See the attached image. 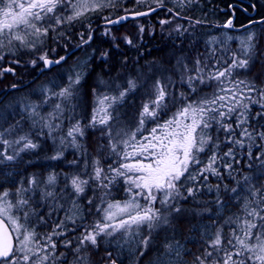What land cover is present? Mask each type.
Returning <instances> with one entry per match:
<instances>
[{
	"label": "snow or ice",
	"instance_id": "1",
	"mask_svg": "<svg viewBox=\"0 0 264 264\" xmlns=\"http://www.w3.org/2000/svg\"><path fill=\"white\" fill-rule=\"evenodd\" d=\"M137 4H147L148 0H136ZM157 8L162 7L164 0H153ZM110 6L97 0H0V60L4 59L3 50L8 49L9 54H14L16 48L35 49L38 41L47 36L50 30H54L55 26L66 22L79 19L86 13L98 11L103 7ZM70 9L71 15L59 14L63 9ZM155 9L149 8L146 12H136L135 16H147L149 12ZM128 19V16H121L116 20L105 18L106 25H118L122 21ZM161 25L169 23L167 20L159 21ZM199 23V21H197ZM264 23V21H260ZM47 24L48 26H44ZM226 28L233 27V20H227L224 25ZM245 28L248 25L244 26ZM144 27L140 26V32H144ZM179 30V26L178 29ZM112 43V46L119 48V42L131 45L132 39L127 35H116L111 28H106L103 33ZM229 40L232 37H228ZM92 36L89 35L83 43H89ZM239 52L242 57L236 53L232 54L231 63L222 71L216 70L214 73L208 74L209 80H216L223 84L225 79L232 76L235 69L250 70L255 63H264V59H260L264 54L257 51V42L255 33H248L239 42ZM103 58H107L108 52L101 54ZM65 57L61 56L59 60L48 59L47 53L38 56L30 61L32 66H36L37 60L41 61L45 66L59 64ZM10 63L19 65V61H11ZM182 64L185 71H188L187 64ZM219 63V61H217ZM202 61L199 57L195 60L196 67L192 69L198 73L196 76H188L187 82L191 86L196 80L204 83ZM5 74L15 75L13 67H5L0 69V79ZM82 76L77 74L76 77L69 78V84L58 93L52 95L68 100L73 96L74 86L79 85ZM184 81V76H181ZM231 88H221L225 93H231L229 104L220 103L228 100L227 95L214 96L211 99H205L193 103L186 104L181 110L173 115L172 118L165 121L164 124H158L157 127L151 129L150 136L143 137V141L136 140V133L140 132L145 122H156L159 114L166 108L164 103L169 95L167 86L157 80L153 85L155 99H149L142 105L139 116V126L136 131L129 133H117L127 136V139H120L116 142L110 141V148L116 153L118 145H122L125 151L122 153L123 159L139 157L131 163H121L119 167H109L107 172L111 173V177L106 174L105 169L99 166V160L93 161L94 171L91 180L98 182L100 187L108 188L117 178H123L128 185L126 192L129 199L123 203L116 201L106 203L102 208H98V212L103 213L102 220H97L93 225L83 226L85 231L76 238L75 252L80 253L82 250L91 246L98 248V238L112 237L117 233H130L135 227L139 229L142 225H146L149 231L158 227L160 224H168L169 217L173 214H179L183 209L177 207L176 204L180 199H187V196H194L198 189L187 188V196L181 191L184 187L180 183L181 178L185 177L191 164H199V154L207 150H212V156L204 169H201L200 175L209 172L219 177L220 173L216 167L217 161L231 158L236 164L240 161L235 157L238 150L246 149L248 174H242L238 179V186H246L249 198H244L242 215L229 217L223 224L217 226L213 223L215 233L208 235L205 241L206 247L202 255L196 256L193 264H264V184L259 186V180L264 177V124L258 128H253L250 123L249 111L250 104L245 100H250L247 93L256 91L254 83L235 80L231 81ZM12 89H16V84H11ZM137 84L133 80L127 82V87L118 91V95L97 97V107L93 109V114L86 126H81L77 121L68 131L67 138L73 147L77 146V137L85 135L84 128H95L97 125L105 126L107 132L101 129L102 135L112 136V129L109 122L113 119L110 109L119 101H123L127 94L136 89ZM119 89L120 86L117 85ZM195 91V88L192 89ZM182 98H183V94ZM260 99L250 101L251 103L260 104L264 109V90L259 93ZM51 97H46L45 102ZM219 104V107H215ZM37 104L24 105V111L29 112L30 117H35ZM62 111L60 103L55 105L54 113L49 114L50 120L58 118ZM236 114V122L233 125L231 118ZM7 117L0 113V120ZM252 119L257 122L264 119V111L255 113ZM42 128H47L49 134L60 127L59 124L45 122L41 117ZM36 121L33 120V124ZM213 125L217 126V132L223 131L226 134L223 143L231 144L227 151L222 155L219 154L220 141L219 136L215 138L211 135ZM20 122L9 125L6 129H0V164L5 161H15L21 153L35 150L39 145L34 142L29 134L16 135ZM236 129H240L239 137L236 135ZM159 133V134H158ZM65 137L60 138V144H65ZM261 143L256 145V141ZM258 149L253 155V146ZM127 149H131L128 151ZM241 155H244L241 152ZM63 156L62 151H57L51 159H60ZM70 163L75 164L76 161ZM229 170V176H232L233 163L224 165ZM59 175H64L66 186L70 184L74 193L79 195L85 191V186L89 184V180L81 178L80 174H57L49 173L43 180L33 176L29 179V189H17V193H24L33 189H40L42 199H57V194L49 189H54ZM235 179V177H233ZM186 179L195 180L196 176L189 174ZM206 179V177H205ZM107 181V183H105ZM43 186V187H41ZM228 190V189H226ZM211 191V189H209ZM236 193L237 188L230 189ZM10 193L4 191L0 193V264H57L60 258L64 256L55 255L57 247L53 241V236L61 235L57 232V228H62L64 221L56 225L53 232L47 234L43 238V243L37 237L34 227H29V220L35 215L32 209L30 199L21 198L15 204L8 200ZM141 200L143 203H141ZM102 204L105 201L102 199ZM91 203V201H90ZM159 203L160 207H156ZM216 203H220L219 199ZM62 205H53V209L62 208ZM22 209V215L17 216L14 213ZM78 212V209L75 210ZM51 215V213H49ZM66 219L73 220V216ZM43 222V217H39ZM7 221V223H6ZM23 221V223L21 222ZM229 227L231 231L224 232V228ZM150 237H145L142 241L145 249L149 243ZM72 240H66L64 247H71ZM171 247V246H169ZM143 254V253H142ZM111 258V253H108ZM77 264L82 257L77 255ZM63 264H67L66 261ZM111 264H116L115 260H111Z\"/></svg>",
	"mask_w": 264,
	"mask_h": 264
},
{
	"label": "rangeland",
	"instance_id": "2",
	"mask_svg": "<svg viewBox=\"0 0 264 264\" xmlns=\"http://www.w3.org/2000/svg\"><path fill=\"white\" fill-rule=\"evenodd\" d=\"M209 1L210 0H164L165 4L163 5L168 6L171 10L168 11L164 9L163 11L156 13L155 16L153 15L154 17L149 16L132 20L123 26L111 28L103 25L106 17L112 19L124 13L146 10L155 7L156 3H154L153 0H148L147 4H137L136 0H97V2L110 4V6L103 7L95 12L90 11L79 19L55 26L54 30H50L47 36L43 37L41 41H38L35 49L17 47L14 51V55L11 54V58H8L7 55L9 52L8 49L5 48L3 50L4 59L2 60L3 62L5 61L4 68L11 67V60H18L20 62L19 64L27 70H34L31 74L35 75L40 65H42V62L37 60L36 66H32L29 63L30 61L44 53H47L48 57L57 59L64 55L60 54L61 50L65 51L72 49L70 46H77L82 42V38L83 40H87L89 35L93 36V42L90 43V45H86V47L84 46L71 58L67 59L62 64H59L57 68H52L51 71H48L47 74H45L46 77L35 82V84L30 87V90L21 93H14L11 90V97L9 100L0 106V113H3L7 117L4 120H0V129H6L9 125H14L19 121L20 126L17 128L16 133L13 134V137L8 138H14L16 135L23 134H29L31 139L67 138V131L77 121L80 122L81 126L89 124L93 109L97 107V97L118 95L119 90L127 87V82L129 80L135 81L137 84L136 89L129 92L123 101L117 102L110 109L113 116V119L109 122L112 129L111 137L106 134L102 135L101 129L103 128L104 131L107 132V128L100 125H97L95 128L85 127V135L83 137H77L86 138L87 136V138H92V136H94V138H97L99 149L96 152H93V149H90L91 145L88 142L85 143L86 150L88 151L90 149L87 152L90 156H87L84 159L83 170H75L74 172L70 171L66 174H80L82 179L89 180V184L85 186V191L79 195L74 193V190L69 184L66 187L67 189L65 188L67 192L63 196L68 201L81 198L94 200L97 198L99 200V208L104 207L106 203L116 201L123 203L128 200L129 195L126 192L128 185L126 183H121L120 185L117 184L116 186H118L121 191L116 192V186H113L114 182L108 188H103L99 186L98 182H94L90 179L94 171L93 161L99 160V166L105 169L106 174L110 178L111 173L107 172L109 168L108 162H110V157L108 155H115V160L120 159L122 163H131L134 162L136 158H139L133 157L129 158L127 161L124 160L122 153L125 149L123 146L118 145L116 153H113L110 148V141L116 142L117 140L128 138L124 135L118 137L116 135L117 133L131 134L136 131L139 126V116L140 111L142 110V105L149 99H155L153 85L157 80H160L162 84L168 87L167 92L171 94L169 97L172 98L174 87L182 82L181 76L188 77V75H195L196 73H188L185 71L182 64L177 63L178 61H183L181 57L176 60V66H174L173 64L167 65L159 59L151 61L149 58L144 57V59H141V57L138 56L130 59L129 64H126L125 68L120 69L116 74L110 75V77H114V79L106 81L100 76V73H96V75L94 74L93 84L85 86V80L90 72H92L93 62H99L102 59L104 60L105 58H103L101 54L106 51L105 46L109 44L112 45L111 41L103 35V33L106 28H111L116 35H127L130 37L132 39L131 45L125 44L122 41L119 42V45H126V50L129 52L133 51L132 53H134L141 45H146L145 42L147 41V36L152 37L156 32L163 34L166 38L173 37L175 42L178 39L176 37L181 39L184 37L186 39L185 41L192 49L197 40L199 42H204L207 46L220 45L221 52L219 54V60L223 61V63L220 64L223 66V70L231 63L232 56L229 53V49L232 50L235 47L237 50V47H240V40L248 33H255L257 40L258 29L250 27L239 31H233L231 29L218 27V25L226 23L228 18L219 17L218 11L212 16L211 12L208 11L209 8L206 6ZM260 3L264 6V0H260ZM219 12L221 11L219 10ZM59 14L67 16L72 13L70 9L65 8ZM94 16L95 18H100V23L97 25L92 24L94 21L92 17ZM184 17L188 18L185 22L181 20ZM208 17H212L210 23H213V25H204V21H207ZM161 20H167L169 23L161 25L159 23ZM76 21L81 22V24L76 26ZM197 21H199V23H197ZM44 26L48 25L45 24ZM140 26H143L145 29L143 33L140 32ZM178 26L179 30H177ZM84 27L86 28L85 30L83 29ZM94 27L98 28V31L95 30ZM228 37H232V39L229 40ZM65 38H71L73 40L70 39L71 45L62 47ZM177 43L179 44V42ZM235 49H233L232 54L236 53ZM25 52L26 54H24ZM186 60H184V64H188ZM195 60V58H192L194 63ZM16 67L21 66L16 65ZM195 67L196 65L194 64V68ZM192 68L193 67H191V69ZM27 70H25V72ZM77 74H80L82 79L79 85L74 86L73 96L70 99L64 100L63 98L52 95L53 93L60 92L62 88L67 87L69 84V78L71 77L74 79ZM109 74L110 73L107 75ZM120 78L121 80H119ZM23 81V83L16 84L26 85L25 80ZM216 82L218 85H229L231 83V77L226 78L223 84L218 81ZM117 85L120 86L119 89L117 88ZM9 88L10 86L6 87L4 91L7 92ZM46 97L51 98L45 102ZM32 103L38 105L36 108V113L38 115L34 118L29 115L31 110H29V112L24 111V105ZM57 103L61 104L62 111L59 113L57 119L50 120L49 114L54 113L55 105ZM165 104H168L167 106H169V108L166 107L160 113L170 114V102L167 100ZM5 106L7 108H5ZM41 117L44 118L45 122L59 124L60 127L49 134L47 128H42L40 122ZM33 120L36 121L35 124H33ZM158 123L161 124L159 118ZM149 125L150 122L146 121L141 131L136 133L137 141H143V137L149 130ZM91 144H93V141H91ZM2 147L3 146L0 145V149H2ZM127 150L131 151V149ZM26 153H29V151L21 153L20 157L23 158ZM15 161H5L3 164H0V166L11 167L15 164ZM61 177L64 178V175H59V178ZM105 183H107V181H105ZM204 184L206 186L208 185L207 187L211 186V184L207 182V179ZM26 185L27 186H23L20 184L17 189H29V183H26ZM8 192L10 193V191ZM32 192L33 190L19 193L18 197L20 199L22 197L25 199L30 198ZM56 192H58V189ZM231 194L235 195L236 193L231 192ZM11 196L12 193H10L9 197ZM221 198L222 197L217 198V200L219 199L220 201L219 204H214L216 209L211 210L206 208L204 211L198 210V216H195V207L194 209H188L179 206L181 209H186L188 212L187 215H190L185 221H181V219L175 217L177 214L173 213L169 217L168 224H160L151 232L146 225H142L139 229L133 227L132 231L127 234L117 233L112 237L98 238V248L89 246L82 250V253L80 252L81 254H79V256L82 257V260L79 264H94L93 262H97L98 259L100 264H111V260L114 258L123 262V264H193L196 256L202 255L203 250L206 247L205 241L207 240L208 235L215 233L216 229L213 227V223L216 222V225L219 226L229 217L234 216L233 207H230L228 205L229 202L227 203V201ZM102 199L105 201L104 204L101 202ZM233 200L232 203H238L236 199L233 198ZM185 201L186 200L184 199H180L178 203L180 205V202L184 203ZM141 203H143L142 200ZM156 207H160L159 203H157ZM90 211L92 212V209ZM14 214L16 215V213ZM71 214L74 219L69 220V226H71L70 224L76 225L78 223L80 227L81 223L78 222V215H76L75 208L71 210ZM102 217L103 213L99 212L98 220H102ZM93 224L94 222L91 217L87 222L84 221L83 226ZM73 229V227H69V230ZM82 230L85 231V228ZM206 233L208 235H205ZM145 237H150L146 249L142 244ZM72 253L78 254L75 251H72ZM108 253H111L110 259L108 258ZM83 255H85V257ZM88 255L92 256V260ZM73 262V264H77L76 259Z\"/></svg>",
	"mask_w": 264,
	"mask_h": 264
},
{
	"label": "trees",
	"instance_id": "3",
	"mask_svg": "<svg viewBox=\"0 0 264 264\" xmlns=\"http://www.w3.org/2000/svg\"><path fill=\"white\" fill-rule=\"evenodd\" d=\"M249 1V2H246ZM234 3H237L238 5H234L233 9L230 8V6ZM206 6L209 8L208 11L211 12L212 16L216 14L218 11V16L221 18H231L233 12L236 13V18L234 19L235 25L236 26H245L249 24V22L253 19H262L264 18V6L263 4L260 3V0H210ZM164 9H161L160 11H163ZM219 10L221 12H219ZM159 12V11H158ZM157 12V13H158ZM156 13L154 14V16ZM152 16V17H154ZM223 16V17H222ZM93 18V25H97L100 23V18L97 17ZM210 19L212 20V17L207 19V21H204V25H213V23H209ZM78 24H81V22L76 21V26ZM96 27V26H95ZM94 27V28H95ZM210 27V26H209ZM219 27V26H218ZM256 28L258 29L257 32V51L264 54V23L257 22L253 25H249L247 28ZM72 28V27H71ZM246 28V29H247ZM84 30L86 29L85 27L83 28ZM95 30L98 31V28H95ZM234 31V30H233ZM177 41L175 42L173 37L171 38H163V42L161 40L158 41V35L157 32L153 37L147 36V41L145 42L146 45L143 46L146 50L148 49V53L150 54L149 59L156 60L159 59L161 62L169 65H175L176 60H178L180 57L182 58L183 62L186 60L188 62V73H196L195 71H192L194 69V62L192 61V58L199 59L202 61L201 67L203 68V77H204V83H200L199 80H196L192 83L190 86L187 82V77H184V81L180 82V84L176 87H174V93L173 97L170 98L169 94L167 96V100L170 102V107H171V113L170 114H162L159 115V120L161 121V125L164 124L165 121L169 120L170 118L173 117L175 113H177L179 110H181L186 104L205 100V99H211L214 96H219V95H227L228 100L222 101L220 103H225L229 104V106H233L230 101H231V93H225L222 92L220 89L221 88H231L232 83L229 85H218L216 80H209L208 79V74L209 73H214L216 70H222L223 66L220 65L223 63V61H220V52H221V46H207L204 44V42H199L197 40L196 44L193 45V49L187 44L185 41L186 39L183 37L182 39L179 37ZM71 38H65L63 40V46L65 47L67 45H71L70 41L73 40ZM184 39V40H183ZM93 42V40H92ZM91 42V43H92ZM159 42V43H158ZM179 42V44L177 43ZM137 44V43H136ZM158 44H162V47L158 49ZM231 46V45H230ZM229 46V47H230ZM104 47V46H103ZM70 48H73L70 46ZM106 51L108 52L107 58L104 60L102 59L99 62H93V69L92 72H90L89 76L86 78L84 85L88 86L90 84H93L94 80V74L100 73V76L106 80H112L114 77H110L112 74H116L119 72L120 69L125 68L126 64H129L130 59L133 58V56L136 53H129L126 45H119V48H115L112 45H107L105 46ZM235 49V47L233 48ZM233 49H229V53L232 56ZM70 50V49H68ZM68 50L60 52V54H65ZM80 49L77 50V52ZM141 47H138L137 50L135 51H140ZM236 54L238 56L242 57V53L239 52V48L237 47V50L235 49ZM75 52L74 54H76ZM102 52V50H101ZM26 54V52L24 53ZM131 54V55H130ZM14 55V54H13ZM8 58H11V54L8 53L7 55ZM55 57V56H53ZM71 58V57H70ZM260 59H264V56H261ZM191 60V61H190ZM230 60V58H229ZM13 61V60H11ZM219 61V63H217ZM3 64V65H2ZM227 64V63H226ZM2 65V66H1ZM11 67L15 69V75L12 74H5L2 79H0V106L7 102L9 98L11 97L10 91L6 92L4 89L11 84H16V83H23L25 80V84H23V87L13 89L12 91L15 93L17 92H24L30 90V87H32L35 84V81H37L38 77H35V75H32L31 73L34 71L32 69L27 70L25 67H23L21 64H19L21 67H16L15 64L10 63ZM5 66V61L3 62L0 60V69H3ZM191 67H193L191 69ZM57 68V67H56ZM172 68V67H171ZM178 68V67H175ZM25 70H27L25 72ZM110 73L109 75H107ZM21 75V76H20ZM198 73L195 75H188V76H196ZM40 80V78H39ZM38 80V81H39ZM121 80V78L119 79ZM235 80H244L248 81L251 83H254L256 91L252 93H247L246 95L250 97V100L246 99L245 103L250 104V111H249V118H250V123L253 128H258L259 125L264 124V119L259 120L258 122L252 117L255 116V113L259 111H264V109L261 108L260 104L258 103H251L250 101H257L260 99L259 93L261 90H264V63H255L251 66L250 70H244V69H235L232 73L231 76V81ZM6 86V87H5ZM195 88V91H192V89ZM15 90V91H14ZM2 91V92H1ZM4 91V92H3ZM5 94V95H4ZM183 94V98L182 95ZM18 95V94H17ZM16 95V96H17ZM15 96V98H16ZM19 97V96H18ZM17 100V98H16ZM13 101V100H12ZM125 103V102H124ZM122 106V105H120ZM215 107H219V104H217ZM5 108H7L5 106ZM226 122H231L233 125H235L236 122V114H233L231 121H226ZM28 123V122H27ZM158 120L156 122H150L149 125V130L147 134L151 133V129L154 127H157L158 125ZM239 131L240 129H236V135L239 137ZM89 134V133H88ZM94 134V133H93ZM211 135L215 138L217 135L219 136V141L220 143V148H219V154H223L224 152L227 151L228 147H232L231 144H226L223 143L225 140L226 134L223 131L217 132V126L213 125L211 129ZM87 138V136H86ZM261 143L259 140L256 141V145ZM260 150L258 149L255 145L253 146V155L256 154V152ZM31 151V152H30ZM29 153H26V155L23 156V161L20 166L22 167H28L30 163V157L32 155V150H30ZM234 151L237 152V155L235 157L236 160H239L240 163L236 164L231 158L227 159H222L218 160L216 167L218 171L220 172V176H214L209 172H204L203 175H200L201 169H204L207 163L209 162L210 157L212 156V150H207L204 153L199 154L198 159L200 160L199 164H191L189 166V170L187 173H185V177L181 178L180 183L184 185L182 188V192L185 196H187V188H194L198 189L195 193L194 196H187V199L184 203L180 202L176 204L177 207L182 206L183 208H188L191 209L195 207V216L199 215L200 210H205L211 209L214 210L216 209V206L214 204L217 201V198L222 197L225 201H227L228 205L230 207H233V215L234 216H240L242 215V209H243V204H244V198H249V193L247 191L246 186H238L237 185V180L240 179V176L242 174H248L249 169L246 167L247 164V157H246V149L245 150H238L234 148ZM241 152L244 153V155H241ZM31 153V154H30ZM110 157V162H108V166L110 167H119V165L122 163L120 159L115 160V155H108ZM86 158V157H85ZM227 163H233V171H232V176H229V170L224 167L225 164ZM189 174L194 175L197 177L195 180L191 179H186ZM211 184V186L207 187L204 182L206 181ZM235 177V179L233 178ZM20 181V183L23 186H27L26 183L28 182V175L27 174H12L9 176H2L0 174V189H2V186L8 185L9 189H12L17 183ZM125 183V181L122 178H117L116 181H114L113 186H116L117 184ZM264 184V177H262L259 180V183L257 186ZM232 188H237V192L235 195L231 194L230 189ZM211 189V191H209ZM228 189V190H226ZM116 192L121 191L118 186L115 187ZM57 198H61V196H57ZM64 198V197H63ZM221 198V199H222ZM236 199L238 203H232L233 200ZM83 199V198H81ZM97 198H95L96 200ZM99 201V200H98ZM182 201V200H181ZM182 203V204H181ZM68 207L70 209L69 211V216H72L71 210L76 207L72 206L71 203H68ZM184 211L182 213L184 214H177L178 219H181V221H185L186 218H188L190 215H187V210L183 209ZM199 210V211H198ZM76 215L77 212H76ZM179 216V217H178ZM198 218V217H197ZM79 222V221H78ZM69 224V220H68ZM78 224V223H77ZM76 224V225H77ZM72 227L74 226L73 224H70ZM179 225V224H178ZM231 231V228L225 227L224 232L228 233ZM103 251V250H102Z\"/></svg>",
	"mask_w": 264,
	"mask_h": 264
},
{
	"label": "flooded vegetation",
	"instance_id": "4",
	"mask_svg": "<svg viewBox=\"0 0 264 264\" xmlns=\"http://www.w3.org/2000/svg\"><path fill=\"white\" fill-rule=\"evenodd\" d=\"M164 9L168 11L171 10L168 6H166V8ZM231 17L236 18V13L233 12ZM181 20L185 22L188 20V18L184 17ZM254 20H257V19H253L251 21H254ZM233 24L235 25V21ZM154 35H152V37ZM157 35H158V41L159 40L162 41L163 38H165V36L159 32H157ZM143 46L144 45L140 46L141 47L140 51L134 52L136 54L133 56V58L138 57V56H140L141 59H144V57L145 58L150 57V54L148 53V49L146 50L145 48H143ZM161 47H162V44H158V49ZM82 48L83 46L80 47L79 49H82ZM131 52L133 51H130L129 53ZM42 67H43V63L42 65H40L38 72L35 74V77L39 76L37 81L39 80V78L41 79V78L46 77L45 74H47L48 72V71L40 72L39 70ZM18 86L23 87V84L18 85ZM9 91L11 90H8L7 92ZM166 101H167V97L164 103H166ZM167 105L168 104H166V107L169 108V106ZM148 136H150V134H146L144 137H148ZM32 139L34 142H36L39 145V147L35 150H32V155L30 157L29 166L28 167L20 166L22 164L23 158L19 157L15 161V164L11 167L0 166V174L2 176L5 177V176L12 175V174L14 175L15 174H27L28 181L33 176L37 177L40 180H43L47 177V174L49 173L66 174L67 172H70V171L74 172L75 170H83L84 162H85L84 159L85 157L90 156L87 152L90 149H93L92 150L93 152H96L99 149L97 138H94V136H92V138H77L76 147H73L71 145L70 143L71 138H66L64 145L60 144V138H32ZM91 141H93V144H91ZM86 142H88L91 145L88 151L85 148ZM57 151H62L63 156L60 159H55V160L51 159V157L54 156ZM71 161H76V163L72 164L70 163ZM20 184H21L20 181H18L17 183H15L12 189H9L8 185L2 186V189H0V192L3 193L4 191H10V193H12V196L8 197V200L12 201L15 204L20 199L16 191L18 188V185L20 186ZM66 187L67 186H66L65 179L63 177L59 178L58 176V180H57L55 188L49 189V190L54 191L57 194V196L60 195L61 198H57L55 201H53L50 198L46 200L42 199L40 189H33V192L31 193L30 198H27V199H30L31 207L32 209L35 210V213H36L35 215H32L30 217L29 227H34L37 237L40 239L41 243L44 242L43 238L47 234H50L53 232V229L56 228L57 224H60L61 221H64L63 227L56 229V231L61 233V235L53 236V241H55L57 245L55 249V255L59 257L61 253H64V256L60 258V261H58L57 264H63L64 261H66L67 264L74 263L73 261L76 259L77 255L82 253L81 252V253L75 254V253H72V251H75V248H76V238H78L84 232L82 230L84 228L82 227V225H84V221L87 222L92 217L93 222H96L99 218L98 199L96 200L95 199L94 200L73 199L71 201H68L67 199L63 198V196L67 192ZM57 189H58V192H56ZM68 203H71L72 206L78 209V212H77L78 220H79V223H81L80 227L78 224L77 226L74 224V226H72L74 228L73 230H69L68 219H66L69 216V211H70L68 207ZM54 204L62 205L63 207L57 208L54 210L53 209ZM90 207L92 209V212L90 211L91 210ZM25 210L27 209H22L21 211L15 212V213L17 216H20L22 215V212ZM49 213H51V215H49ZM91 213H92V216H91ZM39 217H43V222L39 220ZM21 222L23 223V221ZM66 240H72L73 243L71 247L63 246ZM83 256L85 257V255ZM88 256L92 260V256L91 255H88ZM112 260H115L119 264H123V262H120L116 260L115 258ZM93 263L100 264L99 259L97 262L94 261Z\"/></svg>",
	"mask_w": 264,
	"mask_h": 264
},
{
	"label": "water",
	"instance_id": "5",
	"mask_svg": "<svg viewBox=\"0 0 264 264\" xmlns=\"http://www.w3.org/2000/svg\"><path fill=\"white\" fill-rule=\"evenodd\" d=\"M246 2H249V1H246ZM234 5H238L237 3H235V4H232L231 5V8H233L234 7ZM164 6H162V7H159V8H157V6L156 7H154L153 9H155V11L154 12H149V14L147 15V16H150V15H152V14H154V13H156L157 11H159L160 9H162ZM146 11H149V9H147V10H142V11H138V12H146ZM135 13L136 12H128V13H124V14H122V15H119V16H117V17H115V18H112V20H116L117 18H119V17H121V16H128V19H126V20H124V21H122L120 24H118V25H122V24H124V23H126V22H128V21H130V20H134V19H139V18H143V17H146V16H135ZM230 19H232V20H234V17H232V18H230ZM258 21H264V18H262L261 20H256V21H252L251 23H255V22H258ZM226 23H224V24H221L220 25V27H222V28H226V27H224V25H225ZM104 25L105 26H112V25H106V23L104 22ZM118 25H115V26H118ZM241 28H244V26H235V25H233V27L232 28H228V29H231V30H239V29H241ZM92 39H93V36H92ZM92 41V40H91ZM90 41V42H91ZM89 42V43H90ZM84 44H88V43H82V44H80V45H78L77 47H75V48H73V49H71L70 51H68L67 53H65L64 55H62L63 57H65V59L63 60V61H61L59 64H62L64 61H66L80 46H82V45H84ZM60 58V57H59ZM59 58H57V59H55V58H51V57H48V59H50V60H59ZM59 64H53V65H51V66H43V68L40 70L41 72L42 71H45V70H49V69H52L53 67H55V66H57V65H59ZM116 264H118V263H116Z\"/></svg>",
	"mask_w": 264,
	"mask_h": 264
},
{
	"label": "bare ground",
	"instance_id": "6",
	"mask_svg": "<svg viewBox=\"0 0 264 264\" xmlns=\"http://www.w3.org/2000/svg\"><path fill=\"white\" fill-rule=\"evenodd\" d=\"M165 4V3H164ZM205 7V6H204ZM208 8V7H207ZM203 13V12H202ZM204 16H206V15H204ZM223 17V16H222ZM227 18V17H226ZM208 19V18H207ZM210 23V22H209ZM222 23V22H221ZM38 67V66H37ZM38 72V71H37ZM21 76V75H20ZM39 77V76H38ZM6 87V86H5ZM168 88V87H167ZM2 92V91H1ZM5 95V94H4ZM135 124V123H134ZM39 153V152H38ZM48 163V162H47ZM78 172V171H77ZM82 172V171H81ZM85 172V171H84ZM68 186V185H67ZM30 224V223H29ZM34 226V225H33ZM41 227H43V226H41ZM37 231V230H36ZM39 231V230H38ZM41 231V230H40ZM41 236V235H40Z\"/></svg>",
	"mask_w": 264,
	"mask_h": 264
}]
</instances>
